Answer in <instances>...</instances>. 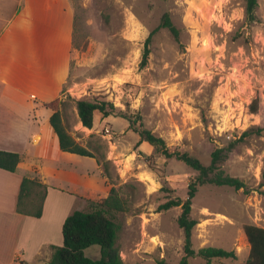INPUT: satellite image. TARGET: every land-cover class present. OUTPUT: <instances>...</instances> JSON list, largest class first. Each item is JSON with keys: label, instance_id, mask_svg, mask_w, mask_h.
<instances>
[{"label": "rangeland", "instance_id": "obj_1", "mask_svg": "<svg viewBox=\"0 0 264 264\" xmlns=\"http://www.w3.org/2000/svg\"><path fill=\"white\" fill-rule=\"evenodd\" d=\"M257 2V21L248 24L244 0H68L79 47L73 48L65 92L52 111L61 113L76 144L108 164L105 172L95 159L75 155L62 164L56 183L70 211H90L91 202H101L114 188L125 209L110 215L120 225L116 246L123 264H179L181 209L159 206L185 200L197 172L139 143L119 116L95 113L92 129L84 128L75 101L107 100L135 118L136 127L163 139L170 152L206 166L213 151L225 150L220 168L244 187H198L191 243L195 251L215 247L235 253V259L211 264H245L244 226L264 229V0ZM165 13L179 38L158 29L140 67L145 40ZM257 128L261 131L246 133ZM72 173L83 183L77 197L71 193ZM85 255L98 258L99 247L90 246ZM189 264L206 262L194 257Z\"/></svg>", "mask_w": 264, "mask_h": 264}, {"label": "crops", "instance_id": "obj_2", "mask_svg": "<svg viewBox=\"0 0 264 264\" xmlns=\"http://www.w3.org/2000/svg\"><path fill=\"white\" fill-rule=\"evenodd\" d=\"M72 31L68 0H0V151L20 158L15 172L0 169V264H46L73 212L56 181L75 154L59 149L48 106L65 92ZM24 177L47 187L40 218L16 211ZM71 183L77 197L82 179Z\"/></svg>", "mask_w": 264, "mask_h": 264}, {"label": "trees", "instance_id": "obj_3", "mask_svg": "<svg viewBox=\"0 0 264 264\" xmlns=\"http://www.w3.org/2000/svg\"><path fill=\"white\" fill-rule=\"evenodd\" d=\"M258 6L257 0H244V21L252 24L256 20L255 11ZM72 46L77 49L79 44L75 41V21H73ZM158 29H167L174 39L179 38V31L172 23L168 13L163 14L158 27L152 30L145 40L140 67H144L149 55V46L152 37ZM58 103V99L48 104L53 108ZM79 122L84 128L92 129L95 113L102 117L119 116L129 122L130 129H133L140 138V142H146L166 158H176L185 165L197 172L195 179L188 185L187 197L185 200H169L159 206L160 210L180 207L181 212L177 219V225L182 230L184 237V255L179 264H189V259L198 257L211 264L215 259H235L233 251L222 248L204 247L195 251L192 248V230L196 225L195 220L190 217L192 199L199 186L212 184L216 186H227L235 190L244 187L243 182L237 178L224 173L220 164L227 157V152L217 149L211 153L209 165H203L198 159L179 152H170L163 139L155 136L149 130L141 126L136 127V120L132 116L118 112L113 103L107 100H87L79 99L75 101ZM252 113L257 110V100L250 104ZM50 125L58 139V146L62 152L95 159L97 165L105 172L108 162L104 158H97L87 149L75 143L67 131V126L63 123V118L58 110L50 117ZM259 128L250 129L246 133L260 132ZM20 161L19 155L0 151V169L8 172H15ZM264 176V174H263ZM108 177V175H106ZM47 193V187L36 180L24 177L20 183L18 202L16 211L19 214L40 218L43 204ZM120 199L117 197L114 188H111L107 198L99 203H90V211L74 210L70 213L62 225V245L51 246V256L46 264H123L116 241L120 231V225L110 216L115 212H123ZM244 235L249 244V254L245 264H264V229L254 225H245ZM97 245L100 255L96 259L85 255V250L90 246ZM157 264H167L163 261Z\"/></svg>", "mask_w": 264, "mask_h": 264}]
</instances>
